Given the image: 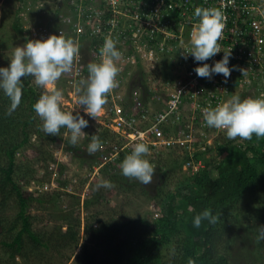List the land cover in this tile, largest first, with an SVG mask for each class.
I'll return each instance as SVG.
<instances>
[{"label":"built area","instance_id":"built-area-1","mask_svg":"<svg viewBox=\"0 0 264 264\" xmlns=\"http://www.w3.org/2000/svg\"><path fill=\"white\" fill-rule=\"evenodd\" d=\"M59 3L56 35L62 33L79 45V57L73 64L75 78L79 81L87 78L84 72L87 67L81 63L84 51L90 55L91 62H100L105 37L110 35L121 53V59L116 62L120 69L116 77L118 86L107 94L104 105L108 106L106 125L119 140L114 147L117 155L132 151L137 142L153 149L177 146L187 151L185 171L196 175L207 168L208 156L204 155L215 145L213 134L219 131L207 126L203 109L215 108L227 102L231 94L238 95L235 93L245 99L242 93L248 90L247 98L264 97V0H63ZM197 7L218 8L224 15L225 27L218 41L221 52L204 62H196L189 54L190 34L198 23ZM48 33L44 31L41 35L48 38L51 36ZM224 52H231L228 67L233 69L227 80L222 74H213L211 79L198 77L196 67L203 63L214 66L223 59ZM163 64L175 73L163 82L166 92L154 95L149 89L148 102L140 89L129 95L119 92L118 88L127 87L129 78L137 72L149 71V67L156 70L158 65L161 71L166 70ZM251 91L256 92L255 96ZM197 155L200 158L195 160Z\"/></svg>","mask_w":264,"mask_h":264},{"label":"rangeland","instance_id":"rangeland-1","mask_svg":"<svg viewBox=\"0 0 264 264\" xmlns=\"http://www.w3.org/2000/svg\"><path fill=\"white\" fill-rule=\"evenodd\" d=\"M59 1L63 0H0V44L6 47L4 54L5 63L10 64V57L14 48L23 46L28 39H47L41 35V32L44 31H49L51 35L58 33L56 17L59 13ZM16 3H19L22 7L18 13L15 12ZM63 4L66 6L65 3ZM16 15L22 21L24 27L22 33H17L12 29ZM49 33L48 36L50 35ZM83 54L85 56L82 58L81 63L87 67L91 62L90 55H86L85 51ZM0 58L2 59L1 55ZM160 67L161 65H158L156 70L149 67V71L135 72L136 74L129 78V85L124 88H118L119 92L125 95L128 93L129 95L136 89H140L145 102H148L149 89L154 95H161L166 92L163 82L171 79L175 73L167 64H163V68H167L166 70L161 71ZM73 69L74 66L71 72L62 74L48 91H62L63 100L60 105L62 111L73 112L74 116L77 114L82 115L88 120V127L82 129L86 136L80 138L74 147L80 146L84 140H87L89 135L93 134L101 135V137L103 135L101 140L102 148L89 155L86 153L88 143L83 147L80 146L85 153L76 155L75 149L71 150L73 146L69 143L71 134L69 133L65 137L64 133L67 129L62 127L59 136H54V144L51 145L46 138H39L34 135L31 140L34 146L24 147L22 152L17 155L16 162L19 168H17L16 178L20 180V184L25 188L24 190L33 196V201L29 203L27 209V214L31 215L32 228L43 234L46 239L51 240L52 238L51 243L48 240L46 241L49 249H43L45 251L48 250L44 257L46 259L39 263L37 262L38 264H86L84 256H86L87 250L90 254L96 256L97 262L112 261L114 255L111 257V252L108 250L110 244L109 231L122 227V233L119 236L122 237L125 231L134 227L129 226L127 230H124L123 227H125L126 223L137 218H142L153 224L163 214L162 197L169 191H174L176 182L185 175L183 171L185 170L184 155L187 153L185 149L177 146L153 149L148 146L149 154L145 158L149 160L156 170L152 183L143 185L134 178H128L126 184L121 185L118 181L125 176L119 167L121 163L118 159L122 152L117 155L114 147L119 144L118 137L106 125L108 106H103L102 115L98 117V120L84 112V106H80L78 100L79 95H82L85 89L80 84L81 80L79 81V78H75ZM84 72L88 78V68ZM31 83H34L33 77ZM78 87L81 89L80 93L76 91ZM39 89L41 94L46 91L42 87H39ZM251 89L253 90V88ZM248 92L250 91L242 93V95H245V99L249 96ZM251 93L255 96L254 93L256 92L251 91ZM235 94L239 95V93ZM233 95L231 94V96ZM240 98L241 100L244 99L243 96H240ZM213 137V142L215 143L217 139L219 143L227 141L229 143L230 141L243 142L240 138L235 140L228 139L226 130L214 132ZM97 153H100V155L93 161L92 156ZM213 155L211 152L204 156L211 158ZM104 159L106 160L105 164L103 163ZM175 161L181 162L182 168L174 169L173 171L171 168L175 166ZM100 162L103 164H100ZM115 163L116 165H114ZM107 164H112L116 168L108 167L109 169L106 172L103 170V174L101 167L104 165L102 168H105ZM32 169L34 172L30 175L29 172ZM33 175L34 178L32 177ZM103 180L110 181L113 187H100L97 189V185ZM55 193L59 195V199L55 203L40 204V199ZM87 201H89L88 206L84 204ZM18 212L17 207L11 204L7 211L0 214L7 218L10 226L15 221ZM103 220H106L111 226L105 229L104 224H101ZM87 222L88 224H94L92 229L102 232L99 238L94 236L99 234V232H94V230H90L89 234L85 232ZM78 224H81L82 228L80 229L77 247L74 248V242L71 243L70 240L66 241V244L64 240L62 247H60L58 244L62 241L61 233H66L70 225L76 231ZM142 225L143 223L140 222L137 225V229L141 228ZM2 227L0 225V241L5 237V231ZM103 231L109 232L108 237ZM235 235H233L225 250V254L231 260V263L263 264L260 254L257 252L256 243L251 240L252 238L241 230L237 231ZM56 244L59 246L58 252H56ZM2 254H4V250L0 244V258ZM17 258L22 263L28 264L20 256ZM50 258H53L54 262L50 263L48 261Z\"/></svg>","mask_w":264,"mask_h":264},{"label":"trees","instance_id":"trees-1","mask_svg":"<svg viewBox=\"0 0 264 264\" xmlns=\"http://www.w3.org/2000/svg\"><path fill=\"white\" fill-rule=\"evenodd\" d=\"M15 6V12L18 13L22 7L19 3ZM12 29L17 33L24 31L18 15L12 24ZM5 52V45L0 44L2 56L0 68L10 65L4 62ZM31 81V76L22 78L21 102L11 115L8 114L11 101L3 90H0V211H7L11 204L19 210L10 226L7 218L0 214V225L5 231V237L0 241L4 250L0 258L1 264H24L17 258L19 256L28 264H38L46 259L44 257L48 250L43 249H49L46 244L48 239L32 228L31 215L27 214L33 196L24 190V186L16 178L19 168L16 162L17 155L24 147L34 146L31 141L34 135L46 138L51 145L55 143L54 136L47 135L42 130L43 122L34 111V104L41 93L39 87ZM92 136L93 134L89 135L80 146L90 143ZM102 139L103 135L102 137L100 135V142ZM80 146H73L71 150L75 149L76 155H81L85 152ZM211 152L214 155L205 159L207 163L205 170H201L196 175L183 170L185 175L176 182V189L162 197L163 214L153 224L142 218L131 220L123 229L134 227L125 231L122 237H119L122 227L114 231L111 229L110 233L103 231L107 237L109 233L108 250L111 252V257L114 255L112 261L97 262L96 256L87 250L84 262L86 264H187L191 257L195 260V264H232L225 250L233 235L241 230L256 243L257 252L264 264V240L257 242V227L264 225V137L257 138L254 134L251 140H243L242 143L237 141L219 143L217 139L215 145L211 146L206 154ZM130 153L131 151L128 150L123 151L118 159L119 162L122 163ZM97 154L92 156L93 161L100 155ZM199 158L197 155L194 159ZM174 165L171 168L173 171L182 168L181 162L175 161ZM61 166L64 167L63 164ZM102 167V171L105 172L108 167L116 168L112 164ZM33 172L32 169L30 175ZM32 177L34 178V175ZM127 179L123 177L119 181L116 180L121 185H125ZM57 199L59 195L55 193L40 199V204L55 203ZM88 202L84 204L88 206ZM206 209H211L212 214L219 217L217 222L212 224L208 220H203L199 228L195 227L194 217ZM140 222L143 223L141 228L144 226L145 228L137 229ZM101 224H104L105 229L111 226L106 220L101 221ZM77 226L76 231L70 225L71 228L69 227L66 233H61L62 241L58 244L60 247L64 240L65 244L70 240L71 243L74 242V248L77 247L82 225ZM92 228L94 224L87 222L85 232L89 234L90 230H94ZM101 235L102 232H99L94 236L99 238ZM51 240L49 239L48 242L51 243ZM58 245H55L56 252L59 251ZM48 261L52 263L54 259L50 258Z\"/></svg>","mask_w":264,"mask_h":264},{"label":"clouds","instance_id":"clouds-1","mask_svg":"<svg viewBox=\"0 0 264 264\" xmlns=\"http://www.w3.org/2000/svg\"><path fill=\"white\" fill-rule=\"evenodd\" d=\"M195 17L198 18L191 31V51L196 62H204L221 52L218 41L222 38L224 24L223 12L218 8L195 9ZM224 57L215 62L214 66L203 63L194 71L200 78L211 79L213 74H222L226 80L231 71L228 67L231 52H224ZM79 57V45L72 39L60 35H51L47 39H28L23 46H17L10 57V65L0 68V90L11 101L8 114L19 106L22 98V78L31 76L38 87L44 88L38 101L34 104V111L41 119L42 130L47 135L59 136L60 129L66 128L65 137L70 135L69 143L75 146L79 139L86 136L82 131L88 127V120L82 115H73V112H65L61 109L63 94L60 90L48 91L62 76L72 71L74 60ZM121 59V53L116 48L111 36L105 37L100 48V62H90L88 78L81 80L84 92L79 95V105L84 106V112L98 120L103 106L106 104L107 94L118 86L116 77L120 71L117 63ZM243 71V70H242ZM245 71H243V75ZM77 93L81 92L78 87ZM203 117L209 128L226 130L228 139L251 140L253 135L257 138L264 137V97L246 98L241 100L239 95H233L227 102L217 105L215 108H204ZM102 148L98 135H93L87 147L89 155ZM149 147L144 142L133 145L130 154L126 155L119 165L122 174L127 178H134L143 185L152 183L155 174L154 166L146 159ZM111 188L112 183L103 180L97 185ZM218 216L212 214L211 209H206L194 217V226L199 228L203 220L215 224ZM257 242L264 240V225L257 227ZM187 264H195L191 257Z\"/></svg>","mask_w":264,"mask_h":264}]
</instances>
